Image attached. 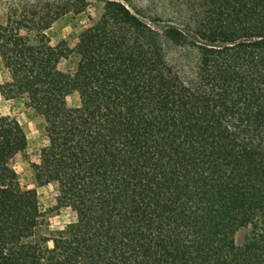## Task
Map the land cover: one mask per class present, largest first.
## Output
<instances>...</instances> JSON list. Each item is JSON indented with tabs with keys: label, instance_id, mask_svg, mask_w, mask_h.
I'll return each instance as SVG.
<instances>
[{
	"label": "trees",
	"instance_id": "trees-1",
	"mask_svg": "<svg viewBox=\"0 0 264 264\" xmlns=\"http://www.w3.org/2000/svg\"><path fill=\"white\" fill-rule=\"evenodd\" d=\"M99 1L78 78L59 69L65 42L29 36L88 0H35L0 26L8 99L48 121L37 185L76 210L42 233L36 191L5 169L27 137L0 116V264H264V0H165L167 22Z\"/></svg>",
	"mask_w": 264,
	"mask_h": 264
},
{
	"label": "rangeland",
	"instance_id": "rangeland-1",
	"mask_svg": "<svg viewBox=\"0 0 264 264\" xmlns=\"http://www.w3.org/2000/svg\"><path fill=\"white\" fill-rule=\"evenodd\" d=\"M67 1V0H60ZM123 2L130 10H140L145 13L147 19L152 20L159 16L161 21H175L177 11L168 7L165 0H117ZM89 6L84 13L68 14L57 21L51 27L40 34L33 41V34L29 37L33 44L55 47L60 42H65L70 49V56L62 60L59 69L78 78L81 74L82 62L79 52L82 43L90 31L103 26L107 17L104 5L99 0H88ZM35 3V0H0V26L5 23V15L8 9L22 8L25 4ZM174 11V12H173ZM175 13V14H173ZM23 37H27L21 33ZM179 55L178 50L173 55ZM11 79L6 62L0 48V116L14 117L27 137L26 150L15 156L5 167L15 171L18 184L22 189L35 190L38 208L44 218L43 234L49 235L62 230L68 224L75 222L76 210L68 207L63 202V190L60 183L54 182L43 186L37 185L35 166L40 163V150L49 144L47 133L48 121L44 114L29 103L25 97L10 101L5 91V84ZM69 108H77L83 104V94L77 90L65 99ZM243 235L238 236V242ZM53 241L49 246L53 247Z\"/></svg>",
	"mask_w": 264,
	"mask_h": 264
}]
</instances>
